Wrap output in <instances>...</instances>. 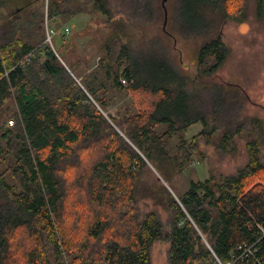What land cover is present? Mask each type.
<instances>
[{
	"label": "trees",
	"instance_id": "obj_1",
	"mask_svg": "<svg viewBox=\"0 0 264 264\" xmlns=\"http://www.w3.org/2000/svg\"><path fill=\"white\" fill-rule=\"evenodd\" d=\"M11 5L20 8L8 16ZM252 5L263 19L264 0H49L47 12L46 0H0V264H158V243L166 245V264H214L215 254L227 261L237 244L259 237L264 254L258 137L246 142L248 159L235 173L190 180L178 197L164 184H145L163 211L145 209L141 192L148 161L172 183L215 133L225 146L246 123L259 132V120L242 116L239 87L199 80L230 55L223 24L245 22ZM95 13L112 33L106 57L84 75L79 67L88 61L76 57V46L56 50L45 33L32 39L46 17L54 30L51 21ZM158 24L150 37L127 35ZM118 34L127 41L113 60ZM175 35L195 46V78L173 57ZM102 71L94 86L90 77ZM109 86L131 96L117 117L108 113ZM198 123L203 128L189 141Z\"/></svg>",
	"mask_w": 264,
	"mask_h": 264
},
{
	"label": "rangeland",
	"instance_id": "obj_2",
	"mask_svg": "<svg viewBox=\"0 0 264 264\" xmlns=\"http://www.w3.org/2000/svg\"><path fill=\"white\" fill-rule=\"evenodd\" d=\"M37 3L38 2H36L35 5H37ZM18 5L22 6L23 4L19 3ZM164 5H166V2ZM17 8L20 7L11 5L5 8L4 12L8 16H12ZM33 8L36 7H26L23 9V14H30ZM103 19V14L95 13L91 15L79 14L68 22H61L60 20L51 21L50 27H54L55 32V34L52 35V45L51 42L47 40L48 27L46 22L45 30H35V36L32 39H40L45 33L46 41H48L51 46L55 47L56 50L57 47L60 48L59 46L61 44L65 46L67 44L76 46V57L80 56L88 61L87 65L82 62L79 67V73L84 75L87 71V67L95 68L99 59L105 58L108 52V50L103 47V44L107 42V38L112 32L110 27H107L103 23ZM166 25L167 11L164 28ZM67 27L71 30L68 36L65 35ZM161 27V24L152 25L148 28L137 27L134 30H129L127 35L129 37L133 36L134 39H143L160 32ZM32 29H34V27H32ZM222 31L224 40L230 47V55L226 63L216 73L210 76L200 75L199 80L203 82L219 80L239 87L246 95L242 116L248 117L254 122H256V119L259 120V123H261L260 127H257L259 132L246 123L245 126L247 129H245V127L242 133L235 136L232 141L226 142L225 146H223V144L221 145V133H215L211 139H206V142L203 141L200 144V151L192 156V160L186 161L185 167H183L180 173L176 174L172 183H169L161 172L155 168L152 162L148 161V169L144 173L141 182V192L144 194L143 204H145V209L158 208L163 211V206L158 202L156 203L151 194H146L145 184L148 182L149 185L154 183L158 187L164 184L176 197H178L177 193H182L189 188L190 180H204L212 174H233L239 166L247 161L248 153L246 142L253 138L258 137L261 142L260 157L262 162H264V18L258 19L256 17L255 8L254 5H252L248 11V17L245 22L240 23L228 20L223 24ZM25 32L28 37V30L25 29ZM21 36L27 39L25 34L21 33ZM125 41H127V37H122V34L121 36L118 34L111 43L113 60L118 55L121 44ZM168 43L172 44L174 47L173 57L177 59L179 66L184 68V70L195 78L197 69L192 60V51L195 49L192 41H185L183 38L175 35V37L173 36L168 39ZM66 57L68 60L74 61L73 54H68ZM104 76L105 73L102 71L98 79H95L93 76H91L90 79L93 81L94 86H98L104 79ZM108 102V113L117 117L120 113H123L129 108L131 96L125 90H118L109 86ZM13 106L15 108L14 104ZM3 121L4 117L0 116V124H2ZM202 128L203 126L201 123H198L190 128L185 136L190 141L192 136L200 132ZM178 142L179 135H174L170 145V149L173 153L177 150ZM154 248V259L156 262L158 264H166V245L158 243ZM201 264L209 263L202 262Z\"/></svg>",
	"mask_w": 264,
	"mask_h": 264
},
{
	"label": "built area",
	"instance_id": "obj_3",
	"mask_svg": "<svg viewBox=\"0 0 264 264\" xmlns=\"http://www.w3.org/2000/svg\"><path fill=\"white\" fill-rule=\"evenodd\" d=\"M49 0H46V12L48 10ZM46 22L48 23V18L46 17ZM70 28L67 27L65 30V35L70 33ZM54 30L48 29V41H52V35H54ZM52 44V42H51ZM33 56V53H30L26 56V59H29ZM126 82L125 79H123ZM14 124V120H10V125ZM262 237L257 238L253 242H242L237 244V248L232 252L230 259L227 261L222 260L215 254L214 264H264V254L260 253L259 242ZM259 253V254H258Z\"/></svg>",
	"mask_w": 264,
	"mask_h": 264
},
{
	"label": "water",
	"instance_id": "obj_4",
	"mask_svg": "<svg viewBox=\"0 0 264 264\" xmlns=\"http://www.w3.org/2000/svg\"><path fill=\"white\" fill-rule=\"evenodd\" d=\"M166 2V0H163V3H165ZM52 45V44H51ZM53 47V46H52Z\"/></svg>",
	"mask_w": 264,
	"mask_h": 264
}]
</instances>
